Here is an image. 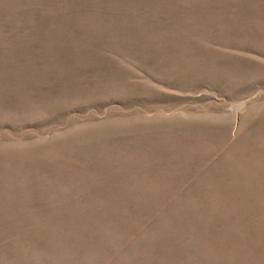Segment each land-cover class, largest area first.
I'll list each match as a JSON object with an SVG mask.
<instances>
[{"label": "rangeland", "instance_id": "1", "mask_svg": "<svg viewBox=\"0 0 264 264\" xmlns=\"http://www.w3.org/2000/svg\"><path fill=\"white\" fill-rule=\"evenodd\" d=\"M0 264H264V0H0Z\"/></svg>", "mask_w": 264, "mask_h": 264}]
</instances>
